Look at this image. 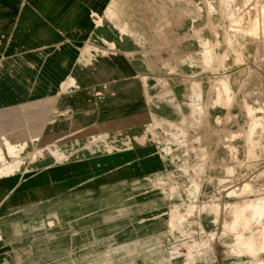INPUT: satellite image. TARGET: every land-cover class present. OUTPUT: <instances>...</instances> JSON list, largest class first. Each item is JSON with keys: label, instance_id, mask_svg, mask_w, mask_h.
<instances>
[{"label": "rangeland", "instance_id": "obj_1", "mask_svg": "<svg viewBox=\"0 0 264 264\" xmlns=\"http://www.w3.org/2000/svg\"><path fill=\"white\" fill-rule=\"evenodd\" d=\"M129 1L165 16L107 11L89 18V42L142 74V141L162 161L143 230L122 249L53 259L31 248L13 264H264V0Z\"/></svg>", "mask_w": 264, "mask_h": 264}, {"label": "crops", "instance_id": "obj_2", "mask_svg": "<svg viewBox=\"0 0 264 264\" xmlns=\"http://www.w3.org/2000/svg\"><path fill=\"white\" fill-rule=\"evenodd\" d=\"M137 7L0 0V264L31 248L38 257H89L142 232L162 165L142 141L145 85L132 59L95 56L88 23L110 10L165 16Z\"/></svg>", "mask_w": 264, "mask_h": 264}, {"label": "bare ground", "instance_id": "obj_3", "mask_svg": "<svg viewBox=\"0 0 264 264\" xmlns=\"http://www.w3.org/2000/svg\"><path fill=\"white\" fill-rule=\"evenodd\" d=\"M232 20H233V19H232ZM241 20H242V19H241ZM257 24H258L259 26H260V25H263V26H264V21L261 22V20H260V22H258ZM243 25H244V24H243ZM9 148H10V147H9ZM9 150H10V149H9ZM253 211H254V210H253Z\"/></svg>", "mask_w": 264, "mask_h": 264}]
</instances>
